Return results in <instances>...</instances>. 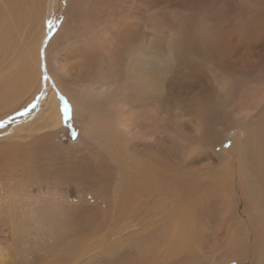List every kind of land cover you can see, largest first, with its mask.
Masks as SVG:
<instances>
[{
  "label": "bare ground",
  "instance_id": "6f19581e",
  "mask_svg": "<svg viewBox=\"0 0 264 264\" xmlns=\"http://www.w3.org/2000/svg\"><path fill=\"white\" fill-rule=\"evenodd\" d=\"M97 2L0 0V57L5 58L3 63L8 62L4 66L7 67L5 69L11 71L10 75L0 79V134L5 133L9 125L11 130L7 135L16 132L21 125L25 127V124H30L41 106L47 108L45 111L48 113V127L50 123L52 126L63 122V105H59L57 101L61 93L49 87L51 75L59 90L70 98V104L75 105L84 98L88 99L85 115L79 114L76 108H71L74 113L71 115H75L83 124L87 122L84 129L79 130V142H91L94 132L98 129L103 140L100 147L98 146L100 150L95 165L86 157H82L74 162L75 170L64 175L63 170L58 171L59 168H56L58 172L50 174L52 170L49 173L34 164L32 155L34 151L37 152V148L32 150V144L27 139L30 136L22 139L21 143L14 140L7 143L0 141V224L3 223L8 231L11 230L13 236L9 240L14 248L28 251L20 254V264H35L31 260V251L27 250L32 249L29 244L42 250L49 249V245L53 244L44 258L46 264H79L91 249L74 247L81 236L85 237L86 231L95 230L94 221L97 222L98 219L113 226L110 225L111 229H105L106 232L102 230L104 236L125 233V243L136 241L139 236L146 235V232L156 236L153 244L157 249H161L158 253L165 262L204 264L205 259L198 255L200 240L196 238L205 237L210 230L211 227H207L211 221L208 219L210 216L222 215L226 221L224 227L228 229L234 220H239L236 218L238 214H249L256 201L263 205L261 213L264 214V0H126L123 4L121 0H107L109 7H104L105 9H100L102 3ZM165 10L184 14L186 20L181 24L180 20L169 21L172 15L167 19L158 16ZM155 19L160 21L163 30L171 32L170 37L166 38L169 42H163L166 47L161 46V41L150 39L144 33V28ZM236 19L242 22L235 24ZM139 21L142 23H138ZM49 22L53 25L51 28ZM101 26L102 29L98 33L92 32ZM151 32L153 35L157 34L155 30ZM206 34L209 40L205 41L206 47L202 49L201 44L199 45L200 37ZM96 41L97 46L94 45ZM74 43L82 46L85 52L79 51V48L73 50L70 44L72 46ZM34 49L41 52L46 59L38 61ZM64 50L68 55L62 54ZM46 51H57L58 56L55 55L54 60L48 57ZM166 52H179L181 62L172 64L171 55ZM10 56H13V60L9 59ZM247 56L252 58L250 69L255 68L250 75L249 71L245 70L246 65L249 66ZM86 59L89 65L94 66L83 64ZM60 63L61 66L56 68L50 66ZM49 66L52 69H48ZM174 67L179 72L177 77H172L174 73H170ZM95 69L100 73L89 77L90 71L94 72ZM71 70L79 73L82 70L84 77L80 74L81 81L75 78L77 83L86 81L82 84V89L76 90L66 86L56 76V71L62 76ZM203 70L211 73L215 84L212 85V91L205 93L204 90L196 94L194 101L198 103L195 113L197 120L195 119L188 128L185 127L184 134L180 129L182 117L177 121L175 111L181 110L179 105L183 104L185 99L192 100L193 97L189 98L186 94L193 93L187 89L177 91L171 84L200 86V73L204 72ZM156 73H159L158 78ZM233 73L246 75L245 79L249 77L251 82L255 78L259 80L257 88L253 89L249 87L247 80L242 83L243 92H238L241 95L238 107L242 115L238 118L233 117L236 103L228 102V97L233 92V83L225 79ZM50 90L57 93L56 97ZM111 91L116 94L122 92L118 95L122 98V103H118L116 108H110ZM163 94L170 99L167 111H163L159 105ZM50 98L53 99L51 107ZM29 99H33V102L36 100L37 104L34 102L32 107L33 102ZM218 120L219 127L225 130L228 125L230 130H234L233 125L236 122L240 127L233 137L238 145L236 144L235 149L232 148L238 153L237 163L232 164V159L226 156L231 152L224 151L216 158L225 159L227 167H217L208 154L199 153L198 150L191 154L192 143L186 141H190L192 133L210 132L218 125ZM162 122L166 124L165 130L170 134L167 142L171 143V156L160 147L158 136ZM32 130L34 129L29 131ZM175 132L174 137L172 135ZM179 134H182L186 147L182 146ZM180 155L186 158L179 159ZM44 173L48 174L50 179L55 178L65 184H71L79 192V197L82 196V187H86L88 194L85 198L107 197L108 201L103 199L96 204L94 210H87L92 222L77 226L80 220L77 221L74 217L71 221L76 222L75 228L69 229L71 225L66 227L63 224V228L68 231L61 236L57 235L55 241L50 239L45 226L42 227L43 239L35 230L36 233L32 234L35 238L30 240L18 233L15 226L18 218L10 225L17 215L25 219L22 223L23 230L34 226L31 222L28 227L29 220L35 218L36 214L34 208H31L32 204L21 201L23 196L29 195L18 196L16 192L26 184L32 186L30 188H33L34 192L36 190L38 194L43 193L41 185L49 186L50 183ZM256 193L260 194L258 199L255 198ZM31 201L34 200L28 197V202ZM103 210L107 211L106 219ZM58 211L64 214V219L75 216L68 206ZM36 215L41 217L42 210ZM256 218L253 220L256 221ZM1 227L0 233H5L7 230ZM225 234L222 231L223 237ZM263 234H260L259 238ZM85 243L89 247V243ZM250 250L252 252V249ZM229 252V248L224 249L221 257L229 259ZM85 258L84 264H87L93 257L90 255ZM125 264H156V261L150 257H137L131 258L128 263L125 261Z\"/></svg>",
  "mask_w": 264,
  "mask_h": 264
},
{
  "label": "rangeland",
  "instance_id": "374dc122",
  "mask_svg": "<svg viewBox=\"0 0 264 264\" xmlns=\"http://www.w3.org/2000/svg\"><path fill=\"white\" fill-rule=\"evenodd\" d=\"M96 1H98L97 4L98 3H102V5L99 6L100 9H105V8L109 7L108 6L109 4L107 3V0H96ZM125 1L126 0H121L122 4ZM170 15H172V18L169 19V21H174V20H178L179 21L180 20L179 22L181 24H183V22L186 20L184 14L179 15L178 13H175V12H173L171 10L161 11L158 14V16L164 17L166 19ZM141 21H143V19ZM141 21H139L138 23L141 24L142 23ZM153 21H152L153 23L152 22L149 23L150 25L148 27L150 29L148 27H147L148 29L144 28V33L150 39H153V40L157 39V40L161 41V46L166 47V45L163 42H165V41L169 42L166 38L170 37L171 32H169V30H163L162 26L160 27L161 23H160V21L158 19H155ZM241 22H242V20H240V19H236L234 21L235 24H240ZM96 24L97 23L94 20V25H96ZM169 26H170V24H169ZM153 27H154V29H153ZM101 29H102V26L99 27L97 30L92 31V32L98 33ZM151 30L157 31V34L155 33V35H153ZM162 30L164 32H162ZM148 32H149V34H148ZM66 37H64V38H66ZM208 37L209 36H207V34L205 36L200 37L201 43H199V45L201 44V48L202 49H204L206 47V43L207 42H205V41L209 40ZM67 38H69V37H67ZM59 41H58V44H59ZM62 41L66 43L65 40H62ZM96 44H98L97 41L95 42L94 45H96ZM60 46H61V44H60ZM70 47L73 50L79 48L80 49L79 51L85 52V50H83V47L79 46L78 43H74L72 46L70 44ZM34 50H36L34 55H35V57H36V59L38 61L46 59L45 56L42 55L41 52H39L37 49H34ZM57 51H59L58 47H57ZM57 51L56 52H52V53L51 52L48 53V51H46V53L48 54V57H51L52 59H54V58H56V56H58ZM86 52L90 53L89 50H86ZM94 53L95 54L97 53L96 49H95ZM166 53L171 55L170 57L172 59L171 60L172 64L181 62V55L179 54V52H176V53L166 52ZM50 54H51V56H50ZM62 54H66V50H64L62 52ZM66 55H68V54H66ZM262 55H264V52H262ZM247 57H246V59H247V62L249 64V66L247 67V65H246V69L245 70L247 72L249 71V75H250L251 71H254L255 68L250 69L251 66H252V65H250V62L252 61L251 60L252 58L249 59L251 56H247ZM186 58H187V56H186ZM3 59H5V58H3ZM3 59H1V57H0V79L2 77H5V76H8V75L11 74V71H7V69H5L7 67H4L5 65L8 64V62L3 63L4 62ZM9 59L13 60V56H10ZM86 60L83 61L84 62L83 64L87 63L89 65L88 59H86ZM97 63L102 64L101 62H97ZM87 64H85V65H87ZM50 66L52 68H56V67L61 66V63L59 65H56V66H53V65H50ZM89 66H94V64L93 65H89ZM49 67H48V69H52L51 67L50 68ZM262 67H263V72H264V64L263 63H262ZM239 68H240V66H239ZM84 70H86V69L84 68ZM53 71L55 73L54 69H53ZM203 71L204 72L200 73V76H201V80H200L201 85L200 86L194 85L195 86V88H194V86H190V85L189 86H176L174 83L171 84L173 86V88L175 90H177V91H181V90L185 91V89H187V90H189V91H191L193 93V94H191V93H187L186 92L187 93L186 95L189 98L193 97L192 100L187 101V99H185L184 101H182L183 104L179 105L181 110H178V111L176 110L175 111V114L177 115V121H178V119L180 117H182L181 118V123H180V129H181L182 133H184V134H185V127L188 128L194 121L197 120L196 116H195V113H196V111L198 109V103H197V101L196 102L194 101V98L196 99V94L199 93V92H202L204 90H205V93L212 91V85L215 84L213 79H212L211 73L208 70H203ZM4 72H6V73L4 74ZM90 72L91 73H89V74H91V75H89V77H91L93 75H97V74L100 73V71L98 69H95L94 72L93 71H90ZM50 73H51V70H49V75H50ZM72 73L75 74V75H73ZM170 73L171 74L174 73L172 75V77H177L179 75L178 74L179 72H177L176 67H174L172 70H170ZM80 74L83 76L82 70H81L80 73L78 71L71 70V72H67L66 75L62 74V76H60L59 72L56 71V76L59 78V80L61 82H63L66 86L69 85L70 87H72V88H74L76 90L82 89L83 85L86 82V81H83V82L77 83V81H75V78H77L78 81H81V77H79V76H81ZM238 75H239L240 78L236 77ZM75 76H77V77H75ZM156 76H157L156 78H158L159 77V73H156ZM196 76H194V77H196ZM242 76L243 75L241 73H233L232 75H229L228 77L225 78L226 80L227 79L231 80L232 83H233V88H232L233 92H231V94H230L231 96L228 97V102L236 103L235 104L236 109L233 110V117H236V118H238V116L240 117L242 115L240 113V108L238 107L239 106L238 103H240V101H241V99H240L241 95L240 94L243 92L242 91V83L245 80H247L249 82V85H250L249 87H251V89H253V88H257L258 81H259L258 78H255V79H253V82H251L249 77H247V79H245L246 75H244L243 77ZM67 79H70V80H67ZM52 80H54V77L50 75L49 87L54 89L57 93L58 92L61 93V94H59V99H57V101L59 102L58 104L61 105V106L63 105V100L61 99L63 97L64 100L65 99L67 100V102L71 106V108H73V109L76 108V111L79 114L85 115V107L88 106V99L84 98L82 100V102L76 103L75 105L70 104V103H72L70 101V98L65 93H63L61 90H59V86H57V84L55 83V80L54 81H52ZM87 80H89V79H87ZM79 84H81V85L78 86ZM239 84H241V85H239ZM263 84H264V82H263ZM52 85H54V86H52ZM56 88H57V90H56ZM226 88L229 91V86L228 85L226 86ZM37 89H38V87H36V90ZM36 90H35V94L37 92ZM50 93L53 94L54 92L50 90ZM56 94L54 93L55 97H56ZM119 94H122V92L116 94L115 92L111 91L109 93L110 108H116L118 106V103H122V98L118 97ZM236 95H237V97H236ZM254 95L256 96V94H254ZM27 97L28 96H26V98ZM256 99L259 100L257 96H256ZM23 100H24V98H23ZM29 100L32 101L33 99H29ZM169 101H170V99H169L168 96H166L164 94L161 95V97L159 99V105H160V107L162 108L163 111H167L166 108L168 106ZM25 102H26V100H25ZM34 102L36 103L37 101L34 100ZM34 102H33L32 107L35 105ZM52 104H53V99L50 98L49 106L51 107ZM41 107L43 109H41ZM41 107L39 109L40 111L38 110L39 113H37L33 117L34 119H32L30 121V124H28V125L25 124V127L23 125H21L16 130V132L11 133L10 135H7V132L11 130L10 129V125L8 127H6V129H5L6 132L0 134V141L4 142V143H7L9 140H10V142L12 140H14V141H18V142L21 143L22 139L30 136L27 139H28V142H31V144H32V146H31L32 150H35L37 148L36 151L38 153L40 152L38 154L37 152L35 153V151L34 152L32 151L33 152L32 158L34 159V161H33L34 164L36 166L38 164L37 167L41 168V170L43 168V170L44 171L46 170V172L50 173L51 170H52L53 172H51L50 174L56 173L58 171L60 172V171L63 170L62 174L64 175L66 172L75 170L76 163H74V162L76 160L82 158V157H86L87 160L89 159L88 161L92 165L93 164L95 165L96 164L95 161L98 160V158H96V157H98V152L100 150V148H98V146L100 147V144L103 141L101 139L100 135H99L100 134V130L98 129V130H96L94 132V137H93L94 140L92 139L91 142H83V143L81 142L80 143L79 142V139H80L79 138V135H80L79 134V130H83L84 129V126H85L84 124L87 123L86 121L83 124V121L81 122L79 119H76L75 115H71V113L72 114H74V113L70 111V117L68 119H66L64 117L63 118V122L61 124L58 123L56 125H52L51 126V123H50V126L48 127V113L45 111L47 108L45 109V107H43V106H41ZM77 109L80 110V111H78ZM51 110H52V108H50V111ZM162 117H165V116L162 115ZM183 117H185V118H183ZM19 123H22V122H19ZM162 123H163L162 124V128H161V131H160L159 136H158L159 137V141H160V147L162 149L166 150L169 154L170 153L172 154L173 150L171 148V143L168 144V142H167V140L170 137V134L165 130V125L166 124L164 122H162ZM40 124L43 125V126H41ZM45 124H46L47 128L45 127ZM57 125H58V127H57ZM38 126H41V127H38ZM219 126H220V124H219V120H218V125L216 126L217 128L215 127L213 130H211L212 132L211 131L210 132H206V131L202 132V131H200L198 134L197 133L196 134L192 133L193 136H191L190 141L188 139H186V141L192 143L193 147H192V149L190 151L191 154L198 150L199 153L208 154V156L211 157V160L215 161V163H214V161H213V163L216 164L217 167L218 166L227 167V161L225 159L223 160L222 158L221 159H216V158L221 156L222 152H224V151L227 152V153L231 152V154H228L226 156L230 157V160L232 159V162H233L232 164L237 163L238 153H236V151L234 152V150L232 148H234L235 146L237 147V145H238L236 143V141L233 140V137H234L235 132L236 133L239 132L238 130L240 129V127H239L237 122L234 123V125H233V128H234L235 131L234 130H230L229 129V125L226 128L227 130H225V128L219 127ZM181 127H183V129ZM31 129H34V130L29 131ZM177 130H178V128H177ZM177 130H176V132H177ZM74 131L77 133V136H76L75 139H73V136H72V133ZM176 132L172 136L175 137ZM184 137L185 136L183 135V138ZM179 138L181 140L182 146L186 147V144L183 142V139H182V134H179ZM161 139H163V140H161ZM194 140H195V142H194ZM23 141L25 142L26 140H23ZM37 143L40 146H37L38 145ZM200 143H201V145H200ZM230 145H231V147H230ZM171 154H170V156H171ZM231 155H232V157H231ZM178 158L179 159L186 158V156L180 155ZM56 168L57 169L59 168L58 171L56 170ZM80 169H81V171L83 170V168H80ZM44 175L46 177L47 182H50V183H48L49 186H47V184H45L46 186L45 185H41V187H43L42 188L43 189V193L38 194L36 192V190L34 192V189L30 188L32 186H28L26 184L24 186H22L20 184V186H22V187L19 188L17 190V192H16L18 196L19 195L22 196L24 194L25 195H29V196H23L21 201H23V202L25 201L29 205L32 204L31 208L32 207L34 208V214L35 213L37 214V212L39 210H42V216H41L42 218L38 217L35 214V218L29 220V226L28 227H30V223L33 222L34 226H31L33 228V230H32V228L24 229V230H26V232H25L22 229V223H23V221L25 219H22L21 217H19L17 215L12 219V222H11L10 225H12L14 223L15 219L18 218L15 221V226H16L17 230L19 231V232L18 231L17 232L19 234H21L22 236L24 235V236L28 237V239L30 238V240L35 238V237H33L32 234H33V232L36 233V231L38 232V235L42 236L41 237L42 239L44 238V235L42 234L43 233V229H42L43 226H45L47 228V231H48L47 234H49L48 236L50 237V239L52 241H55V238H56L57 235L61 236V235L65 234L68 231L66 228H63V224L66 227L68 225H71V227H69V229L75 228L76 222H72L71 221L74 217H76L77 221L80 220V224H77V226H81V225H83L84 223H87V222H92L91 219H90V216L87 215V210L88 211H90L91 209L94 210V207L96 206V204L98 202H100L103 199L107 200V197L106 198H102V199H99V198H96V199L93 198L92 199V198H89V197L85 198V195L88 194V191L86 190V187H82V196L79 197L77 195L79 192L71 184H68V183L65 184L63 181L57 180L55 178L54 179H50L49 178L50 176L48 174H46V173H44ZM49 193H50V195H49ZM17 195H16V197H17ZM259 195H260L259 193H256L255 194V198L258 199ZM28 197H31L34 201L28 202ZM18 203H20V202H18ZM67 206L70 207V209L73 210V214L75 216H72L69 219H64L65 218L64 214L60 213L58 210H64ZM72 206H74V207L72 208ZM262 207H263V205H261V202L260 201L259 202L256 201L255 205L251 206L250 213L247 214V215L238 214V216L236 218H239V220H234L233 224L228 229L224 227V222H226V221H225V219L223 218L222 215H212V217L210 216V218H208V219H210L211 221L208 222L207 227L208 228L211 227L209 231L211 232L212 235L213 234L214 235L213 236L210 235V232L208 231L206 233L205 237H197L196 238V240L197 239H198V241L200 240L198 242V244H199V248L198 249H200L198 255L203 260L205 259L206 262L204 264H264V234H263V232H264V214L261 213ZM103 212H104V217L106 219L107 211L103 210ZM98 217H100V215ZM205 217H207V216H205ZM91 218L94 220L93 217H91ZM254 218H256L255 219L256 221L253 220ZM45 220H47L48 222L45 221ZM98 221H100L99 224H98ZM214 221H217V223L214 222ZM103 222H104V220H102V219H98L97 222L95 220L94 221V229L95 230L93 232L92 231H86L85 232V237L81 236V238L79 239V242L74 247V249H91V251L87 254V256L84 255V257H83L84 259L80 261L81 263L78 262L79 264H84V260L86 259L85 257H88V256L90 257V255H92L93 258H92V260H89V262H88L89 264H125V261L128 263L131 260V258H137V257H139V258L150 257L151 260H155L156 261V264H172V263L163 261L162 256H160V254L158 253L161 249H157L156 245L153 244L154 241H155V237L156 236H151L149 234V232H146L147 233V234L145 233L146 235L139 236L138 238L134 237V238H137L136 241L132 240V241H130L128 243L127 242L125 243V239L127 238V235L125 233H123L121 235L104 236L103 235L104 234L103 231L105 229L106 230L111 229L113 226L110 224L112 226L111 227L106 222V224L109 227V228H107V225L104 224ZM50 223H51V226H49ZM220 223H221V225H220ZM213 225L214 226H218V228H217L218 231H217L216 227H214ZM0 226H2L1 228L3 230H5V229L7 230L6 226L3 225V223H1ZM56 230H57V232H56ZM106 230H105V232H106ZM227 230H229V232ZM222 231H223V234H225V232H226L224 237L222 235ZM7 232L9 234L8 237H7ZM24 232H25V234H24ZM214 232L217 233V235H215ZM13 234H14V232H13ZM133 234H134V232H132L131 235H133ZM260 234H263L261 238H259ZM0 235H1L0 236V240H1L0 241V264H20V263H18V261L20 259L19 258L20 254L26 253L28 251H26V249L22 250L21 248H17V247L14 248L12 246V242L10 243V240H9V238L11 239L12 236H13L11 234V230L10 231L7 230L5 233H0ZM208 236H210V239H208ZM234 237H236V238H234ZM202 238H203V240H202ZM231 239H233L232 240L233 242L231 241ZM234 240H236V241H234ZM85 241L89 243V247L86 246ZM202 241H204V242H202ZM38 242H41V241L38 240ZM138 243H140V244H138ZM234 243H235V245H234ZM51 245H53V244H51ZM51 245H49V249H43L42 250V249H37L33 244H31V245L29 244V246L32 249L31 250L27 249V250L31 251V253L33 255V257L31 258L33 263L37 264V263H41L42 262V263L46 264V261H45L44 258L47 256L48 251L51 249ZM231 247H232V249H231ZM228 248L230 249V252L228 253L229 254L228 257L229 256L230 257H229V259L225 260V258L221 257L222 256L221 252L224 249H228ZM17 249H18V251H17ZM52 249H54V248H52ZM204 249H205V251H204ZM241 249H248V251L244 252ZM250 249H252V252H251ZM256 249H258V250H256ZM36 250H38L39 252L36 251ZM140 250H142V251H140ZM155 252H156V254L158 253L157 254L158 256L155 254ZM39 254H41V255H39ZM10 257H12L11 260H10ZM155 257L159 258V259H156ZM13 260H16V261H13Z\"/></svg>",
  "mask_w": 264,
  "mask_h": 264
},
{
  "label": "snow or ice",
  "instance_id": "6c2138e0",
  "mask_svg": "<svg viewBox=\"0 0 264 264\" xmlns=\"http://www.w3.org/2000/svg\"><path fill=\"white\" fill-rule=\"evenodd\" d=\"M52 26H53L52 23L49 22V27L51 28ZM45 78H47V77H45ZM61 99L63 100V105H64L63 106V114H64V117L66 119H68L70 117L71 106L68 104L67 100H64L63 99V97ZM0 126H2V124H0ZM72 136H73V139H75L76 136H77V133L74 131L72 133Z\"/></svg>",
  "mask_w": 264,
  "mask_h": 264
}]
</instances>
